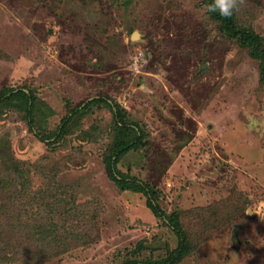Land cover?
I'll list each match as a JSON object with an SVG mask.
<instances>
[{
	"label": "rangeland",
	"instance_id": "obj_1",
	"mask_svg": "<svg viewBox=\"0 0 264 264\" xmlns=\"http://www.w3.org/2000/svg\"><path fill=\"white\" fill-rule=\"evenodd\" d=\"M236 14L264 35V0ZM261 70L204 0H0V89L32 88L55 110L38 121L50 130L91 98L138 121L147 145L119 168L179 214L192 244L177 264H264ZM10 107H0V264L161 260L177 246L146 195L107 175L108 103L78 113L51 144ZM66 187L78 215L41 241L39 224L61 222Z\"/></svg>",
	"mask_w": 264,
	"mask_h": 264
},
{
	"label": "trees",
	"instance_id": "obj_2",
	"mask_svg": "<svg viewBox=\"0 0 264 264\" xmlns=\"http://www.w3.org/2000/svg\"><path fill=\"white\" fill-rule=\"evenodd\" d=\"M206 7L211 0H204ZM209 13V12H208ZM210 17L216 21L218 29L226 36L237 41L239 46L247 48L253 58L259 60L262 77L264 80V35L257 32L253 27L243 24L237 14L231 18L225 19L218 14L209 13ZM104 101L113 109L114 123L112 126V141L104 152V163L108 177L113 180L122 190H131L142 192L146 195V204L151 208L153 213L161 218L165 224L176 234L177 246L169 249L163 259H154L149 261H140L136 258L121 264H177L183 260L190 250L192 244L189 232L180 220L177 211L166 212L160 205L157 197V189L149 182L130 175L122 171L119 166L126 155L133 151L139 150L147 145L146 132L141 124L132 119L126 110L120 107L115 101H105L101 98H91L84 102V106H76L70 109L61 120L60 124L50 130L39 125L38 121L43 117L55 113L54 108L38 100L36 92L26 86L9 87L4 86L0 89V107L15 108L24 111L29 127L36 132L39 138L46 143L51 144L54 138H64L71 131L73 124L76 122L75 116L83 114L85 109H89L94 103ZM8 157L14 158L13 154L8 151ZM59 193L63 194V200L60 202L58 213L61 215V222L41 223L36 228L39 232L37 235L41 241H46L48 236H52L58 228L63 230L71 223L75 215H78L79 206L76 202L75 191L68 187L62 189ZM66 235V230L64 229ZM63 233V232H62ZM50 234V235H49ZM67 236V235H66ZM142 244L138 245L140 249Z\"/></svg>",
	"mask_w": 264,
	"mask_h": 264
},
{
	"label": "clouds",
	"instance_id": "obj_3",
	"mask_svg": "<svg viewBox=\"0 0 264 264\" xmlns=\"http://www.w3.org/2000/svg\"><path fill=\"white\" fill-rule=\"evenodd\" d=\"M246 3L247 0H211L207 5V11L228 19L240 12Z\"/></svg>",
	"mask_w": 264,
	"mask_h": 264
}]
</instances>
